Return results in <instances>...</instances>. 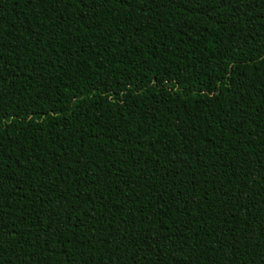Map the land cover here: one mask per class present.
Masks as SVG:
<instances>
[{"label":"trees","instance_id":"16d2710c","mask_svg":"<svg viewBox=\"0 0 264 264\" xmlns=\"http://www.w3.org/2000/svg\"><path fill=\"white\" fill-rule=\"evenodd\" d=\"M0 264H264V0H0Z\"/></svg>","mask_w":264,"mask_h":264}]
</instances>
